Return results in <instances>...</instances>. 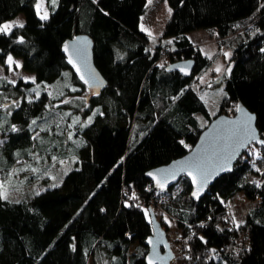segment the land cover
<instances>
[{
	"label": "trees",
	"instance_id": "obj_1",
	"mask_svg": "<svg viewBox=\"0 0 264 264\" xmlns=\"http://www.w3.org/2000/svg\"><path fill=\"white\" fill-rule=\"evenodd\" d=\"M166 1L164 43L142 30L149 0H58L54 10L45 0L47 20L39 0H0V25L25 17L23 27L0 33V64L8 69V56L21 58L35 77L0 76V176L9 189L56 183L28 199L0 198V264H150L149 207L176 221L168 236L178 264H264V144L251 145L199 201L186 177L175 192L179 183L157 190L146 175L184 156L239 103L264 134V0ZM199 29L220 46L236 44L216 115L193 85L210 62L190 37ZM77 34L94 41L108 81L100 95L64 50ZM185 59L196 62L190 77L167 70ZM65 161L69 169L52 179L54 163ZM254 172L259 183L248 177ZM237 195L253 203L239 227L229 210ZM53 213L66 221L58 233Z\"/></svg>",
	"mask_w": 264,
	"mask_h": 264
},
{
	"label": "water",
	"instance_id": "obj_2",
	"mask_svg": "<svg viewBox=\"0 0 264 264\" xmlns=\"http://www.w3.org/2000/svg\"><path fill=\"white\" fill-rule=\"evenodd\" d=\"M65 45L68 46L66 55L71 60L77 75L87 81L88 89L92 94L100 95L107 88L108 81L95 64V45L92 37L88 34H77L67 40ZM195 64L194 59H185L171 63L167 70L179 72L183 77H190ZM238 105L241 106V110L236 109L234 115H217L201 132L194 147L184 156L147 172V177L153 181L157 190H168L186 177L192 186V199L199 201L218 178L234 170L240 157L251 145H261L260 141L264 140V134L258 127L257 115L244 103ZM247 114L255 117L251 121V128L256 139L251 142L245 138ZM150 172L155 175L149 176ZM193 176L196 177V182L193 181ZM157 179L164 183L163 188L157 183ZM198 188L200 191L197 198L193 196V193ZM148 212L153 229L149 239V261L152 264H178L173 263L176 260V254L166 228L158 219L153 207H149Z\"/></svg>",
	"mask_w": 264,
	"mask_h": 264
},
{
	"label": "rangeland",
	"instance_id": "obj_3",
	"mask_svg": "<svg viewBox=\"0 0 264 264\" xmlns=\"http://www.w3.org/2000/svg\"><path fill=\"white\" fill-rule=\"evenodd\" d=\"M44 8L47 9L45 2ZM170 6L166 0H152L151 3L148 2V9L145 15L142 18V27L151 31L152 36L155 37V42L161 38V42L166 43V39H162L166 24L172 14V10L169 11ZM43 14V9H41L39 15ZM15 21H19L24 23L25 17L24 14H20L16 18L9 20L5 23H12ZM4 23V24H5ZM147 32V31H146ZM190 37L195 43V45L201 46L204 53L207 54L210 58V62L207 67L194 79L193 85L197 89L199 95L206 101L208 104L209 111L212 115H216L219 111L221 101L226 96L225 91V78L228 75L227 71L232 66V56L234 52V48L236 44L227 43L224 46H220L219 42L211 37L209 32L205 29H199L190 33ZM153 39V38H152ZM168 42V41H167ZM151 47L155 49V44L150 43ZM225 53H229V56H225ZM164 57V56H163ZM13 58V63L11 65V69L8 65V69L5 68L4 65L0 64V76H6L10 81H19L23 79L24 81H32L31 78L34 77L33 73L27 72L23 69L22 59L21 58ZM164 59V58H163ZM162 59V60H163ZM16 62H19L20 67H17ZM163 62V61H162ZM217 67H221V71L217 72L215 69ZM234 115V114H233ZM0 141H3V136L0 133ZM2 143H0V146ZM52 167V166H51ZM50 167V168H51ZM69 169V163L67 161L62 163H54L50 174L52 175V179L57 178L58 175H62L63 172ZM260 169V168H259ZM262 170V169H260ZM58 172V173H57ZM250 180L259 183L260 175L256 172L250 173L248 175ZM0 183H2V178L0 177ZM60 182H57V184ZM4 184V183H3ZM56 183H53L52 180H47L42 183H37L28 186H19L12 188L8 183L4 187L7 191V197L11 199H28L34 194L46 189L47 187L53 186ZM181 189V183L177 185L175 188V192H178ZM145 204L144 202H141ZM253 206V203L247 200L243 195H237L234 199L229 202V210L231 213V217L234 219L236 224L242 223L250 208ZM158 219L165 221V228L169 234V236L176 235V225L175 220L170 217L169 214L161 213L159 210L156 212ZM53 218L56 221L55 225V233H58L66 223L65 220H62L61 216L58 213H53ZM168 223L169 227L166 226ZM176 254V253H175ZM176 263V260L173 261Z\"/></svg>",
	"mask_w": 264,
	"mask_h": 264
},
{
	"label": "snow or ice",
	"instance_id": "obj_4",
	"mask_svg": "<svg viewBox=\"0 0 264 264\" xmlns=\"http://www.w3.org/2000/svg\"><path fill=\"white\" fill-rule=\"evenodd\" d=\"M44 2H45V0H39V2L36 5L38 14L40 13L41 9H43V14L40 15V19L41 20L49 19L48 11H47L46 8H44ZM151 2H152V0H149V3H151ZM57 3H58V0H51V4L53 6V10H54V8H55ZM169 11H171V9H169ZM23 26H24L23 23L19 22V21H15V22H12V23H5V24L0 25V33L7 34V33H9L11 31V29L13 27H23ZM142 30L147 31L149 36H152V33H151L150 30L145 29L143 27H142ZM152 38H153V40H155L154 36ZM167 43H172V41H168ZM64 50L66 52L68 51V46L67 45H65ZM229 55H230L229 53H225V56H229ZM6 63L9 65V67L11 69V65L13 63V58L11 56H8V58L6 60ZM16 65H17V67H20L19 62H16ZM160 67H164V65L161 64ZM77 71H79V69H77ZM215 71L220 72L221 71V67H217L215 69ZM227 71H230V69H228ZM0 79H6V78H0ZM25 79H31L32 82H35V77L25 78ZM81 79H83V77H81ZM11 83H15V81H11ZM85 83H87V81H85ZM39 87L40 86L37 85V88L33 89V91L36 92L37 97H39V91H38ZM72 90L75 91V89H72ZM61 95H62V93H61ZM62 103H71V101L64 100V101H62ZM236 107H237L238 110H241V106L237 105ZM66 115H70V113L66 114ZM90 119L91 118H89V122H90ZM254 119H255L254 116H252L250 114H247V124L245 126V132L247 133V135H246L245 138H246V140L248 142H251V141L256 139V136H255V134H254V132H253V130L251 128V121H253ZM74 123H79V120L74 121ZM32 124H36V121L33 120ZM12 130L13 131L17 130L14 125L12 126ZM33 138L35 139V137H33ZM0 143H3V141H0ZM181 143H183V141H181ZM260 143L264 144V140L260 141ZM148 175L149 176H154L155 174L150 172V173H148ZM189 175H191V172H189ZM193 181L196 182V177L195 176H193ZM205 182H206V180H205ZM157 183L160 185L161 188L164 187V183H162L159 179H157ZM54 187H55V185H54ZM199 191H200V189L198 188L197 191L193 193V196L198 198ZM37 194H39V193H37ZM0 198L5 199V200L8 198L7 197V191H6L3 183H0ZM145 211H147V210H145ZM237 227H239V224H237ZM201 239H203V237H201ZM150 264H151V261H150Z\"/></svg>",
	"mask_w": 264,
	"mask_h": 264
},
{
	"label": "crops",
	"instance_id": "obj_5",
	"mask_svg": "<svg viewBox=\"0 0 264 264\" xmlns=\"http://www.w3.org/2000/svg\"><path fill=\"white\" fill-rule=\"evenodd\" d=\"M1 177V176H0ZM2 183H3V181H2Z\"/></svg>",
	"mask_w": 264,
	"mask_h": 264
}]
</instances>
